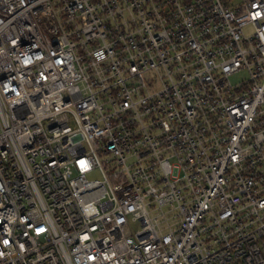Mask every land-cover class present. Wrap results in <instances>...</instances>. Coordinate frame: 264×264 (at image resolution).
<instances>
[{
	"label": "built area",
	"instance_id": "obj_1",
	"mask_svg": "<svg viewBox=\"0 0 264 264\" xmlns=\"http://www.w3.org/2000/svg\"><path fill=\"white\" fill-rule=\"evenodd\" d=\"M0 264H264V0H0Z\"/></svg>",
	"mask_w": 264,
	"mask_h": 264
},
{
	"label": "rangeland",
	"instance_id": "obj_2",
	"mask_svg": "<svg viewBox=\"0 0 264 264\" xmlns=\"http://www.w3.org/2000/svg\"><path fill=\"white\" fill-rule=\"evenodd\" d=\"M250 32H251V29H248L247 33H250ZM93 177L96 178V179H99V176H97V174L93 175Z\"/></svg>",
	"mask_w": 264,
	"mask_h": 264
}]
</instances>
